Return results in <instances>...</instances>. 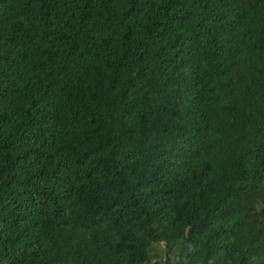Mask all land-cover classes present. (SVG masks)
Wrapping results in <instances>:
<instances>
[{"label": "trees", "instance_id": "1", "mask_svg": "<svg viewBox=\"0 0 264 264\" xmlns=\"http://www.w3.org/2000/svg\"><path fill=\"white\" fill-rule=\"evenodd\" d=\"M157 243L264 264V0H0V264Z\"/></svg>", "mask_w": 264, "mask_h": 264}, {"label": "rangeland", "instance_id": "2", "mask_svg": "<svg viewBox=\"0 0 264 264\" xmlns=\"http://www.w3.org/2000/svg\"><path fill=\"white\" fill-rule=\"evenodd\" d=\"M179 246L175 245L171 247L170 249L167 248L165 243H157L154 245L153 249V257L151 259L150 263L146 264H164V260L166 258V255L169 254L170 261L173 262V258L178 254Z\"/></svg>", "mask_w": 264, "mask_h": 264}]
</instances>
